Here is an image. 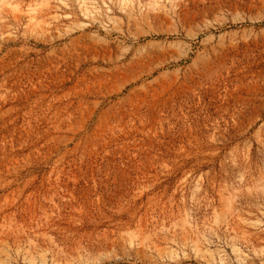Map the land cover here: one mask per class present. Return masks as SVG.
I'll return each mask as SVG.
<instances>
[{
	"label": "rangeland",
	"instance_id": "obj_1",
	"mask_svg": "<svg viewBox=\"0 0 264 264\" xmlns=\"http://www.w3.org/2000/svg\"><path fill=\"white\" fill-rule=\"evenodd\" d=\"M0 264H264V0H0Z\"/></svg>",
	"mask_w": 264,
	"mask_h": 264
}]
</instances>
